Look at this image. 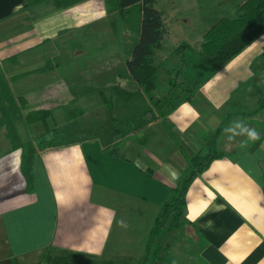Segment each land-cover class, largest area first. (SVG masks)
<instances>
[{"label": "crops", "instance_id": "0c3cea01", "mask_svg": "<svg viewBox=\"0 0 264 264\" xmlns=\"http://www.w3.org/2000/svg\"><path fill=\"white\" fill-rule=\"evenodd\" d=\"M135 6L126 19L114 20L104 0L66 7L53 0H0L4 104L24 106L18 120L42 108L59 110L64 119L63 106L77 102L74 89L82 97L91 96L84 95L90 88L102 94L112 86L135 90L125 64L137 39L124 34L122 43L118 33V22L129 24ZM159 51V61L173 57L161 58ZM196 58L199 69L191 74ZM187 59L183 76L197 84L194 96L163 121L131 129L132 144L144 152L131 145L122 155L80 138L38 149L27 191L21 150L11 149L3 128L0 264H139L160 206L187 169L186 156L202 150L207 135L229 114L217 140L225 156L188 187L190 229L181 240L198 250L202 264H264V108L257 109L264 94V32L219 70L198 54L188 53ZM52 60V69L38 72ZM258 72L263 81H256Z\"/></svg>", "mask_w": 264, "mask_h": 264}, {"label": "trees", "instance_id": "16d2710c", "mask_svg": "<svg viewBox=\"0 0 264 264\" xmlns=\"http://www.w3.org/2000/svg\"><path fill=\"white\" fill-rule=\"evenodd\" d=\"M45 0H32L33 4ZM63 7L75 4L81 0H53ZM108 16L114 20L116 17L126 19L130 13V7L137 5L139 8L138 39L129 52V58L125 67L129 77L135 83V90L122 89L112 86L109 91L124 101H129L135 95L148 97L150 106L139 118L131 121L133 132L145 129L151 123L163 121L178 105L190 101L197 88V84L183 76V71L190 64L182 54L177 64L167 68V90L158 97H153L152 92L157 88L158 77L165 68L166 61L155 62L156 54L162 47V41L167 35L163 14L154 7L153 0H104ZM115 25V22H113ZM264 32V0H245L239 4L233 16L220 18L201 37L197 48L188 44H182L172 52L198 54L214 70L224 67L230 60L241 53L259 35ZM181 50V51H180ZM178 57V58H179ZM55 60L48 61L38 72L52 69ZM179 79V80H178ZM258 90V89H257ZM98 89L90 88L84 91V95L93 94ZM23 98H18L23 102ZM25 101V100H24ZM23 109V105H21ZM264 108V96L258 101L257 109ZM65 113V126L76 125L83 111L78 107L69 108L63 106ZM53 109L42 108L25 111L23 122L31 126L45 122L52 117ZM232 114L227 115L220 126L210 132L202 150L193 156H186V176L180 179L176 186L170 189L168 199L162 203L156 214L152 227L148 233L144 253L139 264H178L172 252L169 242L163 244V240L173 233L176 241L182 239L185 228L190 226L185 219L186 193L191 182L200 176L209 165L225 155L217 149V140L224 130L227 121ZM0 127L5 128L12 150H21V174L24 178L26 189H32V164L39 150L48 149L59 143H53L55 130L46 132L27 142H23L16 131L15 125L8 113L0 93ZM200 249L204 242L199 239ZM181 248L185 264H202L198 259V250Z\"/></svg>", "mask_w": 264, "mask_h": 264}, {"label": "rangeland", "instance_id": "374dc122", "mask_svg": "<svg viewBox=\"0 0 264 264\" xmlns=\"http://www.w3.org/2000/svg\"><path fill=\"white\" fill-rule=\"evenodd\" d=\"M154 1V7L163 14L167 30V35L162 41V50L159 51V53L160 55L162 53L161 58H170L173 50L177 49L182 44H189L190 46L194 45L195 48H197L201 41L202 34L220 18L233 16L237 6L244 0ZM131 16L132 20L127 25L118 22V33H121L119 41L122 43H124V34H127L130 40L134 39V37L138 39L139 8L137 5L134 7ZM92 46L93 44L88 42L87 49H89V52H92ZM182 54L188 58L187 52H176V54L165 64V68L161 71L158 77L157 88L152 92L153 97H158L167 90L169 85L166 70L172 65L174 59L179 62V56ZM189 54L195 53L190 52ZM88 59L97 60L98 56L95 58L89 57ZM158 61L159 59L156 57L155 62ZM193 64L194 65H192L189 70L191 74H193L194 71H198L199 59L196 58ZM256 77V81H263V75L261 73L258 72ZM89 85L92 86L93 83ZM73 91L77 95V102L68 104L66 107H78L83 110V115L78 119L77 126L73 125V123H69L65 126L63 114L56 109H54V113L48 121L39 123L35 127L28 126L24 124L22 118L21 120L16 118L18 115V109H21V106L18 105L19 108H17V105L6 104V108L14 121L18 136L23 141L27 142L35 135L55 130V132L52 133V135L56 137L53 143L70 142L76 138H80L81 141H94L100 147L115 149L117 150L116 153L122 155L125 153L127 147L131 145L136 146L141 152L146 150V148H143L142 146H140L142 149L140 150L138 143L132 144L135 138H133L130 133L132 129L130 120L134 117L140 116L149 108L150 103H148V97L142 99L141 97L136 96L126 102L109 92L103 94L96 92L91 94V96L82 97V90L79 91L78 89H74ZM229 111H233V108ZM0 128H2V130L0 129L1 144L5 143L7 137L5 136L6 134H4L5 130L3 131V127ZM141 137L142 136H138L137 139H140ZM128 155L129 154H127V157ZM185 171L186 169L182 173L180 179H183L186 176ZM188 229L190 228L186 227L185 232H188ZM163 241V244L169 242L172 245L173 255L178 264H181L184 261V256L180 249L186 248L185 251L190 250L191 248L187 247L188 243L181 239L175 242L173 233L167 236Z\"/></svg>", "mask_w": 264, "mask_h": 264}]
</instances>
